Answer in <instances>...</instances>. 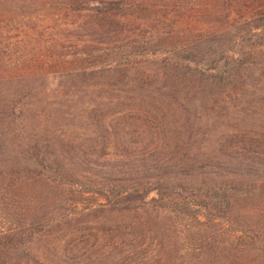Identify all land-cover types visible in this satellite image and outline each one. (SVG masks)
I'll return each instance as SVG.
<instances>
[{"label": "rangeland", "instance_id": "1", "mask_svg": "<svg viewBox=\"0 0 264 264\" xmlns=\"http://www.w3.org/2000/svg\"><path fill=\"white\" fill-rule=\"evenodd\" d=\"M51 1L0 0L3 75L11 79L22 71L14 81L31 86L24 91L19 132L50 143L80 179L89 180V166L139 167L174 151L189 161L197 156L200 164L204 155L236 150L238 138L264 159V0H129L122 5L126 13L102 22L87 13L56 17ZM137 3L150 8L146 17L136 16ZM184 43L221 61L226 52L252 53L239 96L228 88L229 97H219L214 87L185 78L166 82L172 50ZM88 46L91 56L78 60ZM111 50L122 53L129 75L58 77L101 62L107 67ZM132 52L138 59L126 58ZM225 143L234 144L229 149ZM15 154L11 146L5 149L4 167L17 165ZM231 179L244 188L234 191L238 201L227 210L222 200L215 211L212 199L173 193L174 203L197 204L198 220L165 201L111 211L100 205L101 195L85 191V183L66 184L62 197L68 201L56 193L53 215L67 214L70 221L31 249L44 264H264V179ZM38 187L0 195V229L26 218L38 203Z\"/></svg>", "mask_w": 264, "mask_h": 264}, {"label": "trees", "instance_id": "2", "mask_svg": "<svg viewBox=\"0 0 264 264\" xmlns=\"http://www.w3.org/2000/svg\"><path fill=\"white\" fill-rule=\"evenodd\" d=\"M128 1L53 0L49 4L55 10L56 17H78L87 13L91 17H100L99 20L102 22V19L106 17L126 13L122 5H124L123 3L127 5ZM53 4H56L55 7ZM135 7L138 9V12L135 13L138 17H146L145 11L147 14L150 11V8L148 9L140 3H137ZM130 10L129 14L133 12ZM137 40L139 39L133 41ZM91 49L90 46L85 47L78 60L87 61L93 52ZM113 52L111 50V54ZM172 53L174 60L163 73L166 82L172 80L177 84V82L181 83L182 78H185L195 84L200 83L203 86L208 84L215 88L213 94L219 97H223V95L229 97L225 92L228 88L234 90V92L232 91L234 96H239L236 90L242 83L245 73L244 66L252 55V53L235 55L226 52L221 61V59L212 57L210 53L208 55L207 50L203 52L201 49H197L192 43L174 46ZM137 56L139 55L132 52V55L128 54L126 58H133V60L135 58L136 60ZM206 56L209 57L207 60ZM122 58V53L115 51L113 60L107 67H104V63L101 62L95 67L63 71V76L58 74V77L98 79L108 76L110 72L115 78L122 73L123 76H126L129 75L128 66L123 63ZM3 60V53L0 49V195L6 192H15L16 187L22 186L38 185L40 189L34 198L38 203L26 210V218L16 222L12 227L0 229V264H44L32 251L31 245L33 242L41 241L52 235L56 229L66 227L70 221L67 214L53 215L56 205L55 194L60 193L58 195L60 199L62 189L65 190L66 184L70 188L73 185L85 183L87 186L85 191L92 190L101 195L105 202L100 205L102 208L107 206L111 211L126 212L138 209L147 202L161 203L165 201L168 204H175L174 206H177L186 219L198 220L200 209L197 204L188 201L174 203L173 193L180 195L183 191H189L194 194V197L212 199V208L219 211L220 209L217 208L221 207H217V204L221 200L224 202L223 209L230 207L239 198L236 197L239 195H236L234 191L244 188L242 185L235 186L236 183H243V181L231 178L247 175L264 179V159L261 154L259 151H256L255 154V149H247L246 146L252 145L245 142L243 138H238L241 143L236 150H228L229 154L219 151L213 153V157L210 154L204 155L206 159H202L200 164L197 156L194 160L189 161L185 159V154L179 155L177 151H174L170 152L167 160H155L149 165L139 167L130 166L126 169V165H124V169L116 170L115 164L89 166V175H87L89 180L84 181L76 175L73 169L66 167L62 154L53 149L50 143L30 138L19 132L21 124L19 116L25 111L22 102L23 97H26L24 91H28L31 86L19 85L20 81H14L17 75H24L22 71V73L18 70L14 71L10 74L11 79H7L6 75H3L5 72ZM129 60L131 59H128L127 62H130ZM203 60H206L207 63H203ZM18 72L20 73L18 74ZM139 82H143V86L144 83L146 84L145 79L140 78ZM4 88H7V93H3ZM9 142L11 143L9 144ZM233 144L225 143L222 146L230 149ZM9 146L16 153L14 156L17 157V165L14 164L15 167L6 168L2 164V156ZM116 172L120 175L125 174V176L119 177ZM210 176H213L212 179L208 178ZM90 177L92 178L90 179ZM221 181L224 184L229 183L227 181H232V183L221 185ZM246 190L248 191V189ZM151 193H154L155 196L148 199ZM66 196L62 197L64 202L68 201ZM146 200L148 201L146 202ZM102 208L100 212H102Z\"/></svg>", "mask_w": 264, "mask_h": 264}]
</instances>
